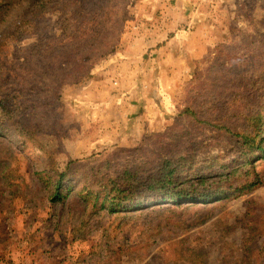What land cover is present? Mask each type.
<instances>
[{"label": "rangeland", "instance_id": "1", "mask_svg": "<svg viewBox=\"0 0 264 264\" xmlns=\"http://www.w3.org/2000/svg\"><path fill=\"white\" fill-rule=\"evenodd\" d=\"M108 7L100 17L109 31L104 54L79 47V59L91 58L90 76L78 83L71 73L49 105L63 75H28L20 65L41 67L38 47L61 27V2L0 0V99L18 84L26 90L24 104L0 112V264H264V161L229 178L234 186L259 182L251 192L206 204L151 197L147 209L91 213L76 193L90 175L108 173L119 151L149 153L152 169L188 157L185 176L243 165L240 139L214 126L243 132L252 89L264 95L255 84L264 78V0H114ZM77 41L70 46L87 43ZM224 78L241 87L225 85L232 97L219 95L217 107L205 103ZM189 107L198 118L184 113ZM51 170L70 175L74 193L62 204L49 201L38 176Z\"/></svg>", "mask_w": 264, "mask_h": 264}, {"label": "trees", "instance_id": "2", "mask_svg": "<svg viewBox=\"0 0 264 264\" xmlns=\"http://www.w3.org/2000/svg\"><path fill=\"white\" fill-rule=\"evenodd\" d=\"M58 1L61 2V12L59 13L62 25L57 29L54 36L46 38V43L43 47H38L36 59L41 67L37 68L39 70L30 69L26 59L20 65L21 73H28V75H38L39 73L46 75L49 72L63 75L64 80H58V85L54 89V93H52L53 96L50 102H48L49 105H53L54 101L60 99L61 94L57 95V91L65 86V81L71 76H74V80L78 83L90 76L92 66L86 68V65L90 63L91 58L86 60L79 59V47H89L95 57L101 55V40L109 33V31L104 32L105 26L102 25L101 12L107 11L108 6H111L114 0ZM93 2H95L94 6ZM74 40L86 41L87 43L72 47L69 42ZM30 48L32 47L27 50ZM102 54L104 53L102 52ZM71 63L74 64V67L69 70L70 66H72ZM24 64L25 68H23ZM11 70L17 71V68L8 69V73H13ZM71 73L73 74L71 75ZM225 76L228 78L227 75ZM237 83L238 81L230 79L226 81L225 79L222 88L215 85L211 88L214 91L213 93L210 90L207 91L205 103L209 102L214 107H217L219 95L230 100L232 96H226L227 87L225 85L241 87V84ZM258 83L262 86L260 90L263 93L264 78H258L255 84L258 85ZM19 85L13 89V94H5L0 99V112L10 115L11 108H17L18 102L24 104L23 100L26 96V90ZM249 96L251 98V106L248 104L244 107V109L249 108L247 110L248 113L243 115L244 120L247 121L243 132H233L226 126L223 128L216 124L214 126V128L223 130L230 136L240 139V160L243 163L242 166L232 167V172L227 174L225 168L218 176H214L213 173L185 176L184 173H190L192 170L191 164L187 163L188 157L178 158L175 161L172 158L168 160H165L167 158H161L160 164L156 166L157 172L156 169L150 168V164H153L155 158L148 156L149 153L139 150L136 152L139 156L129 158L125 151H119L115 153L113 164L108 163L105 167L108 173L100 176H94L95 173L90 175L86 178L82 187L76 190L83 205L86 206V209L90 208L92 210L91 213H99L104 210L110 214L130 213L147 209L150 206L148 203L152 201L147 199L151 197L157 203L182 206L183 203L206 204V202L213 200L235 199L251 192L259 182L247 181L245 184L234 186L233 183L230 184L232 179H229L232 175L238 173L239 168H245L246 166H252L253 168L257 162L264 161V108L262 106L264 95H258L256 89H252ZM225 105L227 104L225 103ZM187 112L191 118H198L199 116L194 108L189 107L184 111V113ZM200 121L206 125L213 126L209 119ZM22 127L24 130L26 129L25 125ZM37 127V125L33 126L32 129ZM0 128H2V125H0ZM27 129H29V126ZM1 133L3 134L2 131ZM23 134L20 133L19 137H24L22 136ZM140 156L148 158H141ZM212 166L213 164H210L209 168ZM38 176L45 185L49 193V201L52 204H62L73 195V186L70 175L67 172L43 171ZM182 177L186 178L185 181H188L191 177L196 178L192 179L194 180L193 183L188 185L185 181L181 182ZM212 179L216 181L210 183ZM144 196L147 198L145 199Z\"/></svg>", "mask_w": 264, "mask_h": 264}]
</instances>
